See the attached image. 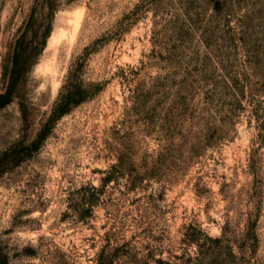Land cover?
I'll return each mask as SVG.
<instances>
[{"label":"rangeland","instance_id":"obj_1","mask_svg":"<svg viewBox=\"0 0 264 264\" xmlns=\"http://www.w3.org/2000/svg\"><path fill=\"white\" fill-rule=\"evenodd\" d=\"M33 9L0 264H264V0H0V93Z\"/></svg>","mask_w":264,"mask_h":264},{"label":"trees","instance_id":"obj_2","mask_svg":"<svg viewBox=\"0 0 264 264\" xmlns=\"http://www.w3.org/2000/svg\"><path fill=\"white\" fill-rule=\"evenodd\" d=\"M51 5V3H50ZM35 9L32 10L31 15L28 19V22L26 24L24 33L22 34V36L19 37L17 43H16V47H15V56H14V65H13V69H12V73H11V79H10V83L9 86L7 88V90L5 92H1L0 93V108L5 105L7 102H9L12 98L13 95V89H14V84H15V77L18 73V70L20 69V61H21V53H20V48L22 45V40H23V36L25 34V32H27L33 25H34V11ZM48 34V30H46L43 33L44 39ZM81 91V90H80ZM84 96L82 94H78V98L77 100H75L72 97V94H68L66 95L62 101L60 103L56 104L55 107V114H62L63 112H65L68 108V105L72 102V101H80ZM1 160V159H0Z\"/></svg>","mask_w":264,"mask_h":264},{"label":"bare ground","instance_id":"obj_3","mask_svg":"<svg viewBox=\"0 0 264 264\" xmlns=\"http://www.w3.org/2000/svg\"><path fill=\"white\" fill-rule=\"evenodd\" d=\"M71 16L72 17H69L70 18L69 21L71 23V26L70 27L68 26L69 28H59L56 31H54L53 34L51 35L50 39H49V45H50L49 47L57 45L63 40H67L68 42H72L74 40L76 31L80 25L79 23H80L81 11H79V10L75 11ZM45 66H46V69L48 70V69H51L50 67L52 66V64L49 62L48 63L46 62ZM51 77H49V78H51ZM54 87H56V86H54Z\"/></svg>","mask_w":264,"mask_h":264}]
</instances>
